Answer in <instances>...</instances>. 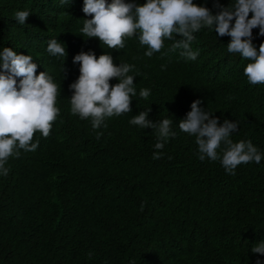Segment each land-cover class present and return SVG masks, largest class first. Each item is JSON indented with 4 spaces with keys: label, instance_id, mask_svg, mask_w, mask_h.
<instances>
[{
    "label": "trees",
    "instance_id": "obj_1",
    "mask_svg": "<svg viewBox=\"0 0 264 264\" xmlns=\"http://www.w3.org/2000/svg\"><path fill=\"white\" fill-rule=\"evenodd\" d=\"M193 2L216 14L214 4L234 0ZM83 7L84 0H0V52L31 55L36 75L46 71L57 84L60 110L48 137L34 133L36 151L20 149L5 165L8 175L0 174V264H264V255L251 252L264 241V84L248 82L250 61L229 53L231 38L208 28L194 33L195 61L170 52L167 39L151 58L135 35L123 49H109L82 34L83 20L92 18ZM25 10L21 25L15 13ZM51 39L65 45L66 56L48 53ZM261 43L253 29L257 51ZM82 51L135 65L131 112L95 130L91 118L71 113L69 86L80 75L73 59ZM141 89L150 90L147 100ZM196 100L221 125L237 122L230 138L251 140L261 162L238 165L231 175L220 161H201L195 136L178 126ZM150 108L149 120L171 119L176 133L160 150L154 129L129 123Z\"/></svg>",
    "mask_w": 264,
    "mask_h": 264
},
{
    "label": "clouds",
    "instance_id": "obj_2",
    "mask_svg": "<svg viewBox=\"0 0 264 264\" xmlns=\"http://www.w3.org/2000/svg\"><path fill=\"white\" fill-rule=\"evenodd\" d=\"M218 12L213 14L207 7L198 6L193 0H146L142 6L126 3L125 0H84L82 11L92 17L83 20L81 32L84 36L98 38L109 49H123L125 38L137 36L142 46H148L145 55L149 58L160 52L164 40L173 43L170 52L180 50V55L195 61L199 51H193L191 43L194 33L202 28L214 30L219 37L231 38L227 44L229 53H238L247 61L244 75L252 85L264 84V43L259 50L253 44V29L259 28L264 37V0H234L228 7L214 4ZM251 13V18L249 15ZM30 12L17 11L16 21L24 25ZM234 25L232 24V21ZM182 37L177 40L175 37ZM47 51L52 56H66L65 45L51 39ZM0 174L7 176L5 167L9 157H19L20 149L34 152L38 141L32 143L34 133L39 131L48 137L53 122L59 115L56 105L58 86L47 72L36 75L37 64L31 55L17 54L5 47L0 52ZM79 64L80 75L69 87L73 92L70 99L71 113L81 119L91 118L92 128L98 129L105 118L131 112L132 97L137 95L134 76L129 75L135 65L120 63L116 66L109 54L99 58L91 51H83L73 59ZM165 67L162 65V68ZM19 78V84H17ZM113 78L119 82L110 85ZM149 89H141L139 97L147 100ZM202 101L191 104V111L179 121V129L195 136L199 159L220 161L225 172L235 175L238 165L255 162L259 164L262 154L251 140L233 142L231 135L238 131L237 122L227 119L221 125L218 118L200 107ZM151 108L133 116L129 123L141 129H154L157 136L155 148L163 149L164 142L175 138L171 119L153 123L148 119ZM102 133H98L99 139ZM220 149V152L217 150ZM162 153H153L159 159ZM253 254L264 255V241L251 247ZM256 264H262L260 260Z\"/></svg>",
    "mask_w": 264,
    "mask_h": 264
}]
</instances>
